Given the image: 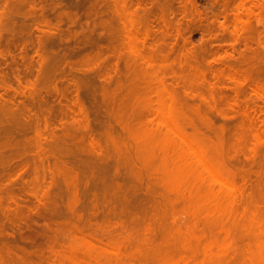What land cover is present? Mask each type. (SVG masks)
<instances>
[{"label": "rangeland", "instance_id": "374dc122", "mask_svg": "<svg viewBox=\"0 0 264 264\" xmlns=\"http://www.w3.org/2000/svg\"><path fill=\"white\" fill-rule=\"evenodd\" d=\"M131 1L138 25L156 30L134 42L123 31L122 0H0V264H53L55 253L72 264L66 247L80 231L129 238L122 255L87 264H248L256 249L259 232L241 202L233 218L200 211L193 219L200 207L173 190L159 148L135 135L156 99L143 77L159 74L185 129L210 141L240 186L246 176L244 203L264 220V100L251 93L264 86V20L250 17L249 32L235 36L220 28L244 0ZM161 14L180 32H160ZM49 26L60 31L36 30ZM233 73L247 80L236 100L256 102L262 118L245 133L246 147L231 108ZM41 158L65 173L40 167ZM213 236L220 258L207 252Z\"/></svg>", "mask_w": 264, "mask_h": 264}, {"label": "bare ground", "instance_id": "6f19581e", "mask_svg": "<svg viewBox=\"0 0 264 264\" xmlns=\"http://www.w3.org/2000/svg\"><path fill=\"white\" fill-rule=\"evenodd\" d=\"M247 1L252 5L248 6ZM131 2V0H122V15L125 16L127 21L123 31L129 41L134 42L133 39H135V41L137 40V34H141L147 38L156 30L154 28H143L138 25L139 23H137V20H135L134 16L130 13ZM263 7L264 5L261 4L259 0L241 1L240 5L235 7L236 12L233 14L234 19L232 22H229V20L226 19V24H221V31H230V33L235 36H240L244 32L247 33L249 28L248 21L250 17L254 16V20H256L257 23L262 24L264 20L262 14L264 13V11L262 12L264 9ZM186 8L185 14L187 15L186 10H190L189 12L192 10L189 9L190 7ZM159 16V18L157 17L159 22V24L157 23V29L160 32L168 34L180 32L179 27L173 26L170 20L166 19L164 14ZM254 20L250 19L249 24ZM229 23H232V25H229ZM49 27H46V29L36 27V30L43 33H54L56 31H60L58 28L55 29L53 27ZM243 78L244 75L242 76L238 73H233L228 76V79L233 82L232 84H234V87L232 88H234L236 97L240 96ZM143 79H145L148 85L149 92L151 94H155L156 99L154 101V105H146V110L148 109L147 115L149 114L152 117V120L147 124L143 123V125H141V131L139 130L140 132L135 135L136 140L142 146H152L155 144L159 148L163 160V169L172 180L173 190L181 195L188 193V196L195 201L198 207H200L191 213L193 219L198 217L200 211L206 214L218 212L229 218H233L235 214V203L237 201L241 202L243 207H245L244 211L248 223L253 229L255 228L259 232L255 239L256 249L251 248L249 252L248 264H264V220L258 216V213L255 210L249 208L245 205L246 203H244L246 200L245 188H248V186L245 185V183L247 184L248 182L247 179L245 180L246 176L243 178V181L246 182H243L240 186L235 178L229 173L227 168L213 153V146L210 141L197 134L188 132L185 129L180 120L182 113L181 109L177 104L174 95L166 86V82L163 77H160L159 74L153 73L146 74ZM244 80H246V76ZM250 82L251 84L253 83L252 81H249V84ZM249 87H251V85ZM251 89L252 96H254L256 102L264 100V86L260 83H256L251 87ZM236 97L232 101L230 99H227L226 101H231V104L233 105L231 108L233 109V107H236L234 112L236 114L238 113L242 119L239 145L240 147H246L248 142L252 141L248 140L245 133L247 131L253 132L255 124H258L255 123V120L262 119L258 116L260 115L259 110L264 109V102H259L261 104H259V110L257 111L256 107L258 105L256 102L253 103L252 101V103L257 106L252 105V103H248L250 100L247 102H241V104L244 103L241 105L240 102L238 103L236 100L239 97ZM202 98L204 100L207 99L206 96H202ZM77 108L80 113L79 116L81 117H79L81 120H79L78 123L80 124V121L82 124L86 123L85 120H87V116L84 114V111H82L81 105L78 104ZM255 114H258V116ZM254 116L256 118H254ZM261 121L264 123V120ZM263 123H261V126ZM254 134V145H261L260 142L262 139L259 137L257 132H254ZM90 140L95 150L104 152V147L97 139L92 137ZM111 140L115 147L120 148L119 142L114 139ZM255 152L256 151H254V153L252 152L253 155H256ZM46 162L47 160L41 158L40 167L44 168ZM47 164V167L50 168L53 173H65L64 170L62 171V169L57 166H51L48 162ZM38 173L39 171L37 174ZM37 190L38 189H35V191H33V195L39 200H45L47 198H45L46 194L42 195L41 193H38ZM256 207L257 206H254V208ZM89 233L86 231H80V233L75 235L67 244L66 249L69 252L72 264H87L90 261H96L99 263L100 255L104 257L109 255L120 256L123 254L121 247L124 241L129 240L128 237H124V239L119 240L118 237L121 236H118L116 237L118 239L117 240L115 238L112 239L113 235H107V237L103 238L102 236H106V234L99 235V233L95 234L96 232H92V234ZM207 241V252L214 257L218 256L220 258L223 254V250L218 253L213 251V246L219 245L218 238L213 236L207 239ZM53 261V264H65L60 259V256L56 255V253L53 257Z\"/></svg>", "mask_w": 264, "mask_h": 264}]
</instances>
